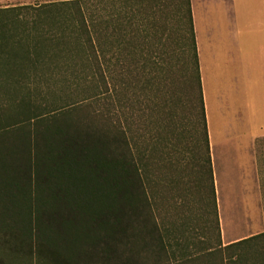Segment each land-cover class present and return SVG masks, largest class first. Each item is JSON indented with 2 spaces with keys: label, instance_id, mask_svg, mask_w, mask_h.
Listing matches in <instances>:
<instances>
[{
  "label": "trees",
  "instance_id": "16d2710c",
  "mask_svg": "<svg viewBox=\"0 0 264 264\" xmlns=\"http://www.w3.org/2000/svg\"><path fill=\"white\" fill-rule=\"evenodd\" d=\"M160 3L0 9V264H264V232L222 244L190 0L172 16L202 130L197 162L211 186L217 244L190 252L157 217L160 147L146 139L144 118L171 102Z\"/></svg>",
  "mask_w": 264,
  "mask_h": 264
},
{
  "label": "rangeland",
  "instance_id": "374dc122",
  "mask_svg": "<svg viewBox=\"0 0 264 264\" xmlns=\"http://www.w3.org/2000/svg\"><path fill=\"white\" fill-rule=\"evenodd\" d=\"M51 1L60 0H0V9ZM159 1L161 6L155 15L157 33L163 38L161 44L170 60L162 86L168 90L164 98L171 99V102L170 107L145 111L144 119L149 125L145 129V137L150 145L158 144L160 147L153 159L159 164L156 170L159 185H153L151 197L156 202L157 217L168 234L174 237L173 242L180 237L177 241L189 243L190 252L197 253L206 243L217 244L211 186L206 169H201L197 162L204 150L201 144L202 130L193 107L195 99L190 88L189 65L180 46L181 28L172 16L180 8V0ZM164 98L161 96L154 102L161 100L162 104ZM163 159L165 162L161 161ZM218 183L219 187L215 185V188L217 200L221 201L218 213L223 246L263 233L264 168L261 169L259 182L257 179H247L243 183L241 177L224 172L220 174Z\"/></svg>",
  "mask_w": 264,
  "mask_h": 264
},
{
  "label": "crops",
  "instance_id": "0c3cea01",
  "mask_svg": "<svg viewBox=\"0 0 264 264\" xmlns=\"http://www.w3.org/2000/svg\"><path fill=\"white\" fill-rule=\"evenodd\" d=\"M190 2L215 185L224 172L243 183L259 182L264 168V0Z\"/></svg>",
  "mask_w": 264,
  "mask_h": 264
}]
</instances>
